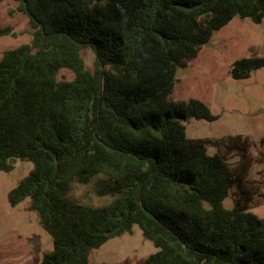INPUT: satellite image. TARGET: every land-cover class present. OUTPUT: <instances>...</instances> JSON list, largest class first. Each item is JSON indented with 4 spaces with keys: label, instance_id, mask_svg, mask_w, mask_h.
<instances>
[{
    "label": "trees",
    "instance_id": "obj_1",
    "mask_svg": "<svg viewBox=\"0 0 264 264\" xmlns=\"http://www.w3.org/2000/svg\"><path fill=\"white\" fill-rule=\"evenodd\" d=\"M19 2L30 40L0 57V171L13 169L11 158L32 163L7 198L11 206L30 198L52 239L39 264H87L133 225L155 248L145 264H264V217L250 210L253 141L187 137L185 121L217 115L199 99L171 96L177 70L213 32L235 16L260 23L264 0ZM262 67L264 56L241 57L230 74L244 79ZM63 68L72 78H58ZM88 183L108 202L71 195Z\"/></svg>",
    "mask_w": 264,
    "mask_h": 264
},
{
    "label": "rangeland",
    "instance_id": "obj_2",
    "mask_svg": "<svg viewBox=\"0 0 264 264\" xmlns=\"http://www.w3.org/2000/svg\"><path fill=\"white\" fill-rule=\"evenodd\" d=\"M19 0H0V26L11 25L14 35L0 36V57L4 50L30 40L28 16L19 10ZM264 56V18L255 23L249 18L235 16L226 25L213 32L198 54L176 73L177 81L171 96L175 100L199 99L217 118L212 121L190 118L185 121L190 138H219L242 134L253 141L250 152L254 158L248 177L258 185L250 210L264 217V67L254 70L248 78L234 79L231 64L241 57ZM82 58L92 67L94 54L82 51ZM58 78H72L68 69H61ZM216 151L209 147L208 152ZM231 162L237 156L227 154ZM13 169L0 171V264H39L42 255L52 249V239L40 226L38 214L31 208L30 198L15 206L8 202V192L32 168V163L19 158L10 159ZM75 198L102 205L108 197L96 196L93 183L74 184ZM234 193L229 192L224 205L233 204ZM155 251L152 243L143 238L141 230L133 225L131 233L112 238L94 249L87 264H145Z\"/></svg>",
    "mask_w": 264,
    "mask_h": 264
}]
</instances>
